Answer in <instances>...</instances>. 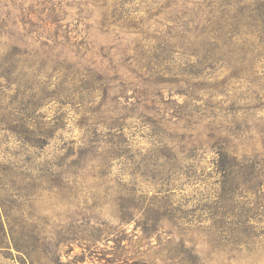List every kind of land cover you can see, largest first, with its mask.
Returning <instances> with one entry per match:
<instances>
[{"label":"rangeland","instance_id":"1","mask_svg":"<svg viewBox=\"0 0 264 264\" xmlns=\"http://www.w3.org/2000/svg\"><path fill=\"white\" fill-rule=\"evenodd\" d=\"M261 159L264 0H0V264H264Z\"/></svg>","mask_w":264,"mask_h":264},{"label":"trees","instance_id":"2","mask_svg":"<svg viewBox=\"0 0 264 264\" xmlns=\"http://www.w3.org/2000/svg\"><path fill=\"white\" fill-rule=\"evenodd\" d=\"M55 21H57V17L56 16H54V20H52L51 22L54 23ZM244 52L247 55V53H246L245 50H244ZM216 148L219 149V147H216ZM220 149L222 150L223 153H225V149L224 148L223 149L220 148ZM235 160L236 159H234L233 161L235 162ZM261 160L262 161H260V162L253 160V161L250 162V164L253 165L252 167H258L261 170H263V168H264V159H261ZM232 164H233V162H232ZM246 169L249 170L250 175L253 174V171L254 170L250 167V165L247 166ZM259 185H257V186H259ZM10 233H11L10 236H9L10 242L8 243L7 242V237L8 236H7V233H6V228L3 226L2 222H0V248H5V250L8 251V250H11V247H12L16 252L21 253V254H24L25 256H27L28 255L27 250H28V247H29L28 241H26L27 242L26 244L21 243L20 240H17L14 237V235H13L12 232H10Z\"/></svg>","mask_w":264,"mask_h":264}]
</instances>
